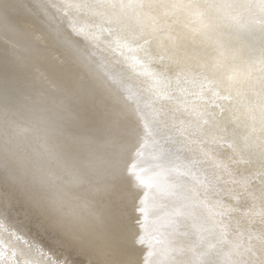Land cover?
I'll list each match as a JSON object with an SVG mask.
<instances>
[{
	"label": "snow or ice",
	"instance_id": "6c2138e0",
	"mask_svg": "<svg viewBox=\"0 0 264 264\" xmlns=\"http://www.w3.org/2000/svg\"><path fill=\"white\" fill-rule=\"evenodd\" d=\"M29 4L28 18L14 23L11 12L24 0H0V24L17 34L13 50L25 53L0 52V167L25 182L10 167L13 145L18 135L34 134L73 183L88 186L79 193L59 176L27 181L30 210L42 225L90 247L91 264H264V0ZM222 30L242 42L226 40ZM37 31L63 50L69 65L64 87L55 91L29 78L42 58ZM73 69L135 105L142 129L129 130L117 116L103 134H72L91 120L86 106L70 103L89 96ZM129 79L139 83L130 86ZM133 134L145 142L140 149L152 146L148 186L170 209L145 260L137 244L150 212L147 193L140 198L139 164L127 162ZM84 143L97 152L70 165L73 146ZM7 211L0 206V215ZM7 247L0 241V264H37Z\"/></svg>",
	"mask_w": 264,
	"mask_h": 264
},
{
	"label": "bare ground",
	"instance_id": "6f19581e",
	"mask_svg": "<svg viewBox=\"0 0 264 264\" xmlns=\"http://www.w3.org/2000/svg\"><path fill=\"white\" fill-rule=\"evenodd\" d=\"M28 7H30L29 0H24V7L13 9L11 12L12 21L20 23L28 18ZM222 31L224 38L233 44L239 45L243 40L241 36L226 30ZM18 39L13 30L0 24V52L7 53L9 57L17 53L25 54L22 48L13 50V44ZM35 44L41 49L42 58L31 70L29 78L43 89L55 91L57 88L64 87L69 65L63 50L51 42L43 31L35 33ZM72 75L89 89V96L86 101L72 98L70 103L75 106H86L91 117L87 129L73 126L72 134L79 135L82 132L103 134L109 123L117 116L122 126L129 130L139 131L142 129V121L135 110V105L128 106L119 100L116 89L104 84L100 79H90L83 71L73 69ZM127 83L135 87L139 82L129 79ZM26 126L21 121V127ZM3 141L4 123L3 117L0 116V148H2ZM128 143L130 150L127 153V162L129 167L133 163L139 164L137 172L145 180V184L141 185L140 198H145L147 193V206L150 212L146 227L142 230L144 242L138 243L137 248L140 250L139 256L142 260L152 259L149 254L157 248L155 240L159 238L158 233L163 224L165 213L170 209L155 195L154 189L148 186L154 172L151 164V144H145V147L140 149V144L145 142L134 134L129 137ZM13 146L16 149V157L10 167L13 174L24 176L25 182L14 181L12 174L6 173L0 167V206L6 205L8 208L6 213L0 215V241L8 245L5 250L23 253V256L18 257L19 259L35 260L37 264H47L49 260L61 262L67 260L68 264H91L96 259V255L90 247L72 241L53 229L45 228L42 225L43 217L36 211L30 210L32 192L27 181H31L33 177L51 176L55 178L59 176L79 193L87 191V184L73 183L72 177L57 166L56 160L43 150L40 141L34 134L22 133L18 135ZM48 147L52 152L56 151L55 144H50ZM138 149L143 152V156L139 158L136 155ZM96 152V145L76 144L73 146L69 164L87 163L90 156ZM2 156L3 153L0 151V164H2Z\"/></svg>",
	"mask_w": 264,
	"mask_h": 264
}]
</instances>
